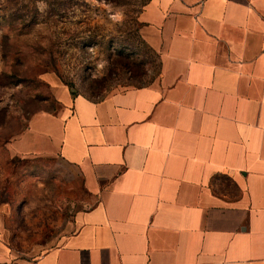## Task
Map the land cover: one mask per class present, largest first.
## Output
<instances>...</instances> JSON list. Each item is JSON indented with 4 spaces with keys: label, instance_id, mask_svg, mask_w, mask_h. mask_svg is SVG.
Masks as SVG:
<instances>
[{
    "label": "crops",
    "instance_id": "1",
    "mask_svg": "<svg viewBox=\"0 0 264 264\" xmlns=\"http://www.w3.org/2000/svg\"><path fill=\"white\" fill-rule=\"evenodd\" d=\"M148 83L61 91L7 147L61 157L92 203L0 264H264V0H147Z\"/></svg>",
    "mask_w": 264,
    "mask_h": 264
},
{
    "label": "rangeland",
    "instance_id": "2",
    "mask_svg": "<svg viewBox=\"0 0 264 264\" xmlns=\"http://www.w3.org/2000/svg\"><path fill=\"white\" fill-rule=\"evenodd\" d=\"M146 1L0 0V211L16 254L60 239L93 198L61 157L13 155L7 143L64 89L97 98L158 75L140 31ZM118 11L123 23L110 19Z\"/></svg>",
    "mask_w": 264,
    "mask_h": 264
},
{
    "label": "clouds",
    "instance_id": "3",
    "mask_svg": "<svg viewBox=\"0 0 264 264\" xmlns=\"http://www.w3.org/2000/svg\"><path fill=\"white\" fill-rule=\"evenodd\" d=\"M110 19L114 22V23H123L125 16L123 14V12H116L115 14H113L112 16H110Z\"/></svg>",
    "mask_w": 264,
    "mask_h": 264
}]
</instances>
